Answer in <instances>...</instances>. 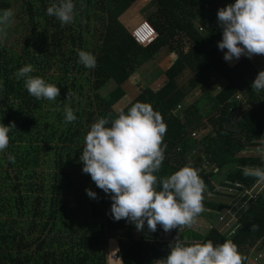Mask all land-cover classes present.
Masks as SVG:
<instances>
[{
    "label": "trees",
    "instance_id": "obj_1",
    "mask_svg": "<svg viewBox=\"0 0 264 264\" xmlns=\"http://www.w3.org/2000/svg\"><path fill=\"white\" fill-rule=\"evenodd\" d=\"M134 1L21 0L13 29L19 51L10 52L0 40V215L5 217L0 264H107V239L115 233L119 256L111 237L109 257L117 262L120 257L123 264H247V248L264 242V189L240 209L236 221L227 216L214 223L229 206L218 196L217 172L236 165L227 173L228 183L244 189L260 175L242 168L264 171L261 158L238 156L264 139V87L248 58L255 46L264 51V43L245 27L246 14L226 31L208 28L240 0H153L157 10L147 20L158 37L141 46L119 20ZM255 1L264 7V0ZM11 6L0 0L2 22L10 19ZM63 15L69 24L58 20ZM183 37L189 47L179 49L165 84L143 86L115 112L121 84L161 48L176 49L174 42ZM227 44L242 49L231 66L222 56ZM186 69L197 77L191 87L200 83L208 90L224 83L207 118L213 137H192L203 115L198 106L178 111L188 95L177 82ZM110 80L115 89L101 95L98 90ZM57 88L51 109L45 95ZM238 94L250 108L237 118ZM135 116L139 119L130 121ZM90 140L93 149L102 146L101 178L94 186L84 180L85 169L66 170L73 155L75 163L84 164ZM51 147L57 169L47 198L44 184L21 176L36 173ZM202 151L213 166H200ZM184 172L188 181L179 188L173 177ZM29 203L33 218L25 220ZM201 210L213 213L203 232L185 225ZM77 214L87 217L78 226L67 220ZM167 229L179 236L177 247L164 238ZM225 245L232 247L225 260L210 259Z\"/></svg>",
    "mask_w": 264,
    "mask_h": 264
},
{
    "label": "rangeland",
    "instance_id": "obj_2",
    "mask_svg": "<svg viewBox=\"0 0 264 264\" xmlns=\"http://www.w3.org/2000/svg\"><path fill=\"white\" fill-rule=\"evenodd\" d=\"M11 1V9L7 11V13L10 16L9 20L0 19V40L5 42V46L12 52L13 49H16L19 51L21 44L15 43V41L18 38V33L16 31H13L16 24L18 23L20 16L18 17V14L21 13L20 3L21 0H10ZM240 3H242V0H240ZM49 5V3H48ZM239 5L236 8L229 9L228 12H226L222 17L215 19L212 23V25L208 28H215L219 30L226 31L225 25L223 26L221 22L226 19V17L230 18H239L243 16L244 14L237 16V13L239 11ZM48 13L49 14V7ZM157 8L154 5L153 0H135L132 2L126 9L123 11L120 16L119 20L122 22V24L127 28V30L132 31L133 28H135L136 25H138L141 21L146 20L147 17L151 14H155ZM239 14V13H238ZM48 18L50 16L48 15ZM60 22H63L64 24L70 23L69 16L63 15L60 19H58ZM47 20L43 18V22H46ZM195 23V22H194ZM197 26H201V23L196 21ZM49 33L51 32L52 25L49 24ZM8 30L11 32L8 34ZM228 33V32H227ZM174 45L176 46V49H171L169 45L161 48L154 56L150 57L145 61V63L141 64L137 70L130 75L122 84L123 89V97L120 99H116L112 103V108L115 112L121 111V109L126 106L130 99H133L135 96H137V93H139L143 86H151L152 88L159 89L165 82L167 81V76L165 75L166 70L174 63L175 59L178 56V51L180 48L183 47L184 50H186L189 47V40L187 38H182L181 41H175ZM259 52V51H258ZM264 52V51H262ZM239 55H242V49L239 48L237 45L234 46L233 44H227L222 49V56L227 61V64L231 66L236 59H239ZM257 70L256 74L261 75L264 78V55L260 56L259 59H256V64L254 65ZM261 73V74H259ZM196 75L193 71L190 69H186L181 76L178 78L177 82L178 85L185 89L187 91V96L185 99L181 102L182 108L178 107V111H181L183 108L189 106L190 104H194L199 107V110L201 114L203 113L201 117V121L199 126L195 129V134L192 135V137L195 140H200L203 136L206 137L207 134L212 135V137L215 135V131L211 125V123L207 120L208 116L214 112V99L213 96L224 86L223 81L218 82L214 85H212L208 90L205 89L200 83L196 84L194 87L190 86V80L196 79ZM115 82L113 80H110L107 84H105L104 87L99 89V93L101 95H107L110 94L115 89ZM262 86L264 87L263 83ZM57 89L52 90L47 95H45L46 100L50 101L52 103L51 109H55L56 101H55V95L57 94ZM108 96V95H107ZM239 107L237 111V118L241 117L249 108L247 101L240 99L239 100ZM65 106L69 108L68 102H66ZM139 116H135L130 121L138 120ZM92 140L89 141L88 147H87V155L82 154V157L84 159V164H77L75 163L76 156H71L74 160L71 165H68L66 167V170H72V169H85L84 171L86 173L85 181H88L90 185L94 186L96 182L101 178V171H100V160L102 155V146H98V149H93ZM238 156L245 157V158H261V162L264 163V139L256 146L249 147L247 149H244L242 153H240ZM55 149L51 147L48 150L47 155H43L41 157V160L39 162V165L35 168L36 173L27 175L31 170L27 171L28 173H22L21 180L23 181H35L36 184L42 183L45 185V191L43 195L45 197H50V188L52 184V173L57 169L56 163H55ZM201 160L199 161L200 166H206L210 167L213 166V163H211L209 160H207L204 157L203 151L200 153ZM234 166L236 165H228L224 169L217 172L219 177V184H218V196L223 197L227 200V203L229 206H227L226 213L223 212V216L221 219L223 220L225 217L229 216V221H236L238 212L241 208L246 206L248 202L251 199V194H255L256 192H253V189H257L260 187L259 193L264 189V171H256L253 170L254 168L251 167H244L242 168L243 171H246L247 173H253V174H259L260 182L258 184H253V186H247L244 189L240 188V183L236 181H230L231 183H228L227 179V173L229 170L234 169ZM217 170V168L215 169ZM24 174H26L24 176ZM103 177V176H102ZM79 180H76V184ZM227 182V183H226ZM87 183V182H86ZM256 187V188H255ZM35 190V189H34ZM253 192V193H252ZM39 193L38 191L33 192V194ZM247 195V197H245ZM31 201V200H30ZM48 202V201H47ZM234 206H237V208H234ZM29 212L28 215L24 217L25 220H29L30 218H33L32 215V205L31 203L28 204ZM70 209H72L70 207ZM207 212L209 214L207 215ZM212 214L208 210H201V213L199 216L195 218H186L185 219V225H189L191 229L199 230L200 226L204 228H209V224L213 221ZM5 218L0 215V219ZM87 217L82 214H77L76 216L73 215L70 218H68V221H71L74 225H79V222H82ZM216 218V219H215ZM210 219V220H208ZM215 221H218V218L214 217ZM66 229V228H65ZM225 230V229H222ZM119 233H121V230H119ZM38 234V231H35L33 235ZM110 234V233H109ZM113 237L112 239L115 241L117 238V234H110V236L107 239V244H109V239ZM164 238L171 241L172 246L177 247L178 244V235H175L171 230L167 229L164 232ZM108 246V245H107ZM32 249H34L32 247ZM231 247L225 246L224 253L221 255L222 259L225 258L230 252ZM108 250V247H107ZM175 250V249H174ZM260 250H255V253H258ZM248 255L250 253V250L247 252ZM111 262H116L112 261ZM156 264H159V262L156 261Z\"/></svg>",
    "mask_w": 264,
    "mask_h": 264
},
{
    "label": "built area",
    "instance_id": "obj_3",
    "mask_svg": "<svg viewBox=\"0 0 264 264\" xmlns=\"http://www.w3.org/2000/svg\"><path fill=\"white\" fill-rule=\"evenodd\" d=\"M239 11L237 13V16L239 17L242 14L248 15V20L246 21L245 27L249 29V33H255L257 37L260 39V43H264V7H262L260 4H258L255 0H242V3L239 5ZM238 18H230L226 17L225 20L221 22V24L225 27L228 26L232 21H236ZM209 26L212 27L211 24ZM201 29V27H200ZM131 35L134 38V40L143 46L149 45L158 37V32L155 29V27L147 20L141 21L138 25L135 26V28L132 29ZM254 49L250 50L248 53V58L252 61V63H256V59H259L260 56L264 55L262 52H260L257 47H253ZM259 51V52H258ZM261 74V73H259ZM263 84H264V78L259 75ZM241 95H237V99L240 98ZM195 134V133H193ZM174 182L176 185L181 188L183 187L187 181H188V175L187 173H180L173 177ZM218 187V186H217ZM252 187V186H251ZM253 190V188H252ZM208 194H212V191L207 190ZM253 193V192H252ZM257 193L251 194V196H256ZM154 221H152L151 225H154ZM227 246V245H225ZM223 246L219 251L210 257V259L217 258L222 259V254L224 253ZM229 247V246H228ZM222 255V256H221ZM264 258V252L260 253L258 256H254L252 259L251 264H257L260 259Z\"/></svg>",
    "mask_w": 264,
    "mask_h": 264
},
{
    "label": "crops",
    "instance_id": "obj_4",
    "mask_svg": "<svg viewBox=\"0 0 264 264\" xmlns=\"http://www.w3.org/2000/svg\"><path fill=\"white\" fill-rule=\"evenodd\" d=\"M129 31V30H128ZM130 32V31H129ZM153 89H155V88H153ZM140 93V92H139ZM139 93H137V95L139 94ZM136 97V96H135ZM130 100H132V99H130ZM259 171V170H258ZM260 182V178H258V180L256 181V183L255 184H258ZM251 186H253V185H251ZM256 188V187H255ZM257 191V192H256ZM260 191V187H258L257 189H253V192H256V193H258ZM225 219V218H224ZM223 219V220H224ZM208 220H210V219H208ZM220 220H222L221 218H219L218 219V221H220ZM222 220V221H223ZM211 222H212V220H210ZM218 221H216V222H218ZM232 222H234V221H232ZM214 223H215V219H214ZM210 225V224H209ZM226 225V223H224L223 224V226H222V228L221 229H224L223 227ZM200 229L199 230H201L202 232L204 231V229H206V228H204V227H202V226H200L199 227ZM231 230V229H230ZM117 238V237H116ZM116 241V245H117V250H116V252L118 251V244H117V239L115 240ZM108 246V250H107V264H123V262H122V259L119 257V260H120V262H111V260H110V257H109V244H107ZM250 250V253H251V261L250 260H248L247 261V264H251V262H252V259H253V257L254 256H258L260 253H263L264 252V242H263V240L262 239H260L258 242H257V244H255L254 246H252V247H248L247 248V252ZM255 250H260L258 253H255ZM249 253V254H250ZM248 254V253H247ZM257 264H264V258H262V259H260L259 261H258V263Z\"/></svg>",
    "mask_w": 264,
    "mask_h": 264
},
{
    "label": "clouds",
    "instance_id": "obj_5",
    "mask_svg": "<svg viewBox=\"0 0 264 264\" xmlns=\"http://www.w3.org/2000/svg\"><path fill=\"white\" fill-rule=\"evenodd\" d=\"M146 20H147V19H146ZM147 21H148V20H147ZM130 34H131V31H130ZM131 36H132V35H131ZM154 41H155V40H154ZM140 45H141V44H140ZM141 46H143V45H141ZM146 46H148V45H146ZM259 77H260V76H259ZM260 79H261V78H260ZM261 82H262V80H261ZM262 83H263V82H262ZM263 85H264V84H263ZM240 99H241V97L239 98V100H240ZM234 100H237V96L234 97ZM215 169H216V168H215ZM215 169H214V171L216 172L217 170H215ZM252 197L255 198L256 196H255V197H254V196H251V198H252ZM223 214H224V213L218 215L217 218H218V219L221 218V217L223 216ZM151 223H152V222H151ZM234 228H236V227H234ZM231 230H233V229L231 228ZM227 246H229V245H227ZM229 247H231V246H229ZM221 248H222V247H221ZM231 248H232V247H231ZM231 252H232V249H231ZM231 252H230V253H231ZM230 253H229V254H230ZM229 254H228L225 258H223V259H221V260H225V259L229 256ZM219 260H220V259H219ZM248 260L251 261V253L248 255Z\"/></svg>",
    "mask_w": 264,
    "mask_h": 264
},
{
    "label": "water",
    "instance_id": "obj_6",
    "mask_svg": "<svg viewBox=\"0 0 264 264\" xmlns=\"http://www.w3.org/2000/svg\"><path fill=\"white\" fill-rule=\"evenodd\" d=\"M116 255L119 256V251L116 252Z\"/></svg>",
    "mask_w": 264,
    "mask_h": 264
}]
</instances>
